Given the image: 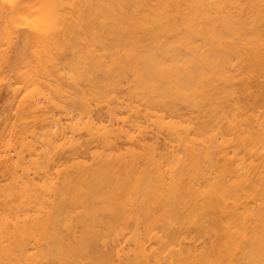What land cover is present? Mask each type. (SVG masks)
I'll return each instance as SVG.
<instances>
[{"label":"bare ground","instance_id":"6f19581e","mask_svg":"<svg viewBox=\"0 0 264 264\" xmlns=\"http://www.w3.org/2000/svg\"><path fill=\"white\" fill-rule=\"evenodd\" d=\"M0 264H264V0H0Z\"/></svg>","mask_w":264,"mask_h":264}]
</instances>
